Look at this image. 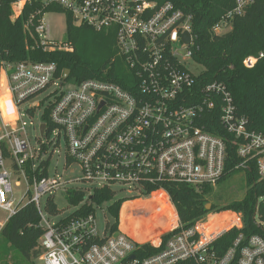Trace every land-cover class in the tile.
Segmentation results:
<instances>
[{
  "label": "built area",
  "instance_id": "obj_1",
  "mask_svg": "<svg viewBox=\"0 0 264 264\" xmlns=\"http://www.w3.org/2000/svg\"><path fill=\"white\" fill-rule=\"evenodd\" d=\"M253 1L235 0L211 32L230 31L233 20ZM31 2L40 9L56 5L70 14L73 24L112 33L118 55L133 71L135 89L96 78L62 82L53 62L0 64L18 118L12 130L0 126V209L6 212L0 231L19 207L31 202L43 228L38 240L42 264H264V238L259 235L239 233L220 252L215 244L229 229L217 231L218 223L208 228L196 222L188 227L178 224L158 253L137 256V243L126 233L113 231L97 205H92L93 212L75 215L87 196L78 205L56 204L57 192L65 194L68 189L92 193L107 188L129 197L156 192L168 196L165 183L198 193L210 190L224 177L226 134L240 159L235 171H245L253 160L263 178L264 136L248 128L224 82H198V75L189 70L185 62L192 60V15L171 1L17 0L12 6L19 14ZM44 14L31 36L44 51L72 50L51 38ZM185 33L190 36L188 44ZM263 56L264 52L248 55L243 65L252 68ZM45 112L49 126L42 119ZM72 165L76 175L57 173L59 166L65 172ZM152 188L156 189L149 191ZM16 189L22 191L18 198ZM50 197L59 213L46 210ZM229 221L230 229L242 228L240 219Z\"/></svg>",
  "mask_w": 264,
  "mask_h": 264
},
{
  "label": "trees",
  "instance_id": "obj_2",
  "mask_svg": "<svg viewBox=\"0 0 264 264\" xmlns=\"http://www.w3.org/2000/svg\"><path fill=\"white\" fill-rule=\"evenodd\" d=\"M15 1L17 0H0V64L26 60L53 62L56 64L57 78H60L65 70H69L68 80L73 83L96 78L113 81L128 91L135 89V83L131 81L133 71L128 67L124 57L118 55L112 33L96 31L86 25H74L70 14L56 5L40 9L37 3H25L21 13L12 18L11 6ZM168 1L192 15L194 36V44L191 46L192 60L204 67V71L197 77L198 82L205 83L208 80L224 82L232 94L235 110L247 119L248 128L264 136V56L259 58L252 68H246L242 62L248 55L264 52V0H254L242 16L233 20L231 30L223 35L212 33L211 28L225 11L234 6L235 0ZM46 12L65 14L64 42L72 50L44 51L31 36L33 26ZM30 19L31 23L27 28L25 25ZM42 119L49 126L47 112ZM207 129L212 130L211 127ZM225 137L227 157L221 181L233 174L235 165L240 162L235 146L231 142L232 137L229 134ZM246 167V191L243 199L225 207L241 214L242 228H231L217 240L215 245L220 252L225 250L239 233L245 237L259 235L264 238V177H259L255 161H248ZM163 187L174 206L180 226H191L207 213L203 194L209 190L198 193L188 186L173 183H165ZM64 195L70 205H78L86 197L83 190L68 189ZM114 196L115 193L110 189H94L87 197L89 203L85 202L75 215L93 212V204L101 205L112 201L108 205V212L114 220L111 229L116 231L120 207L127 199L113 200ZM162 199V193L156 192L149 199L125 203L121 209V217L125 222L129 221L136 215L133 212L135 210L132 211V206L161 203ZM46 210L51 214L59 213L51 197L47 200ZM169 218L161 225L162 231L175 222L173 215ZM40 220L33 203L28 202L19 207L0 231V255L12 248L28 262L36 259L40 254L38 240L43 233ZM177 230L178 228L173 232ZM169 235L161 236L160 245L158 242L136 244L135 255L144 257L158 253Z\"/></svg>",
  "mask_w": 264,
  "mask_h": 264
},
{
  "label": "rangeland",
  "instance_id": "obj_3",
  "mask_svg": "<svg viewBox=\"0 0 264 264\" xmlns=\"http://www.w3.org/2000/svg\"><path fill=\"white\" fill-rule=\"evenodd\" d=\"M16 11H17V6L15 5L11 6L10 17H12L14 12ZM19 14H17L16 12V15L14 17H17ZM65 19L66 17L64 13L46 12L44 14V20L50 27L51 38L55 39L56 41L63 42L64 44H66L64 42L66 39ZM28 23H26L25 26H27ZM28 26H30V23ZM113 41L115 43L114 37H113ZM185 63L189 68V70L195 75H199L204 71V67L195 61L188 60ZM3 125L7 129L12 130L18 126V118L15 112L14 103L7 90L5 76L1 74L0 75V126ZM27 132L29 135H32V127H30L29 125L27 127ZM18 134L20 136H23L22 133H18ZM53 165L54 163L52 162V166ZM45 167L47 168V165ZM67 171L69 172L67 173ZM57 173H60L62 177H65L66 174L70 175L74 173L76 175L77 168L75 165H72L69 170L66 169L65 172H62V168L61 166H59ZM245 191H246L245 171L243 169L236 170L233 174L229 175L220 183H218L214 188L210 189L205 194H203L204 202L206 204L208 203L211 204V207L209 210H207V213H205L204 216L194 221V223L196 222L200 224L202 227H206V228H208L209 226H213L214 223H218L217 226L214 227L215 229H217V231L223 230L224 228L230 229L229 225H231L230 224L231 222L229 220H232V222L236 221V219L241 220V214L232 211L230 209H225V207H227V205H229L232 202L242 200L245 195ZM21 193H22L21 189H16L15 197L16 198L20 197ZM85 194L88 197L89 195H91V192L85 191ZM162 195H163V199L161 203H155V204L147 203L146 205H142L140 207L132 206V211L135 210L133 212L136 215L135 217H131L129 221L125 222L124 219H122L121 217L122 206L125 203L133 202L136 200L149 199V197L151 196L129 197V196H125V194L122 193L121 194L116 193L113 200L124 199V198L127 199L122 203L120 207L119 220L116 230L126 233L137 244H142V243L153 244L161 240L162 235L171 234L176 229V225L179 224V221L169 196L164 194ZM54 199L59 207H65L67 205L64 192L62 191H58ZM111 202L112 201L104 202L101 205H97V206L104 213L106 220L110 221V223H113L114 220L108 212V205ZM86 203H89V201L87 200ZM69 209L70 208L67 207L64 209V211L65 210L67 211ZM129 211L131 212V209H129ZM172 215L173 218H175V222L171 225V227L162 231L161 225H164L167 222V220L170 219L169 217H172ZM5 217H6V212L0 209V221L4 220ZM97 218L100 221H102L103 219V215L100 211H97ZM216 218H218V220L219 218L221 219L218 221L216 220ZM241 224H242V220H241ZM0 264H42V262L38 259V257L36 259H33L31 262H28L24 260L16 250L10 248L7 252L0 255Z\"/></svg>",
  "mask_w": 264,
  "mask_h": 264
},
{
  "label": "water",
  "instance_id": "obj_4",
  "mask_svg": "<svg viewBox=\"0 0 264 264\" xmlns=\"http://www.w3.org/2000/svg\"><path fill=\"white\" fill-rule=\"evenodd\" d=\"M209 1H210V0H209ZM183 40H184V42H185L186 44H188V43L190 42V36H189V33H185V34L183 35ZM68 76H69V70H65V71L63 72V74H62V82H64L65 80H67V79H68ZM40 129H41V133H42V131L45 129V125L42 124ZM210 207H211V204H209V203L205 205V209H206V210H209ZM131 257H133V255H132Z\"/></svg>",
  "mask_w": 264,
  "mask_h": 264
}]
</instances>
